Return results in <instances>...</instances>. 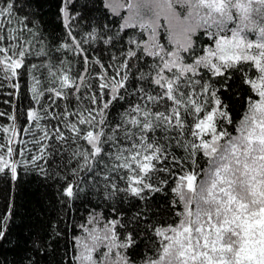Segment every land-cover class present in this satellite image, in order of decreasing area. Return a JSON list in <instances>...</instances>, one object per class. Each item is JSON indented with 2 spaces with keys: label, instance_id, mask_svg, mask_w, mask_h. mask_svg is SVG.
Instances as JSON below:
<instances>
[{
  "label": "snow or ice",
  "instance_id": "1",
  "mask_svg": "<svg viewBox=\"0 0 264 264\" xmlns=\"http://www.w3.org/2000/svg\"><path fill=\"white\" fill-rule=\"evenodd\" d=\"M253 228L264 0H0V264H241Z\"/></svg>",
  "mask_w": 264,
  "mask_h": 264
},
{
  "label": "trees",
  "instance_id": "2",
  "mask_svg": "<svg viewBox=\"0 0 264 264\" xmlns=\"http://www.w3.org/2000/svg\"><path fill=\"white\" fill-rule=\"evenodd\" d=\"M47 12V8H45ZM47 19V17H45ZM24 207L20 209V215L24 217V223H18L17 228L23 231L25 224L43 222L44 217L48 215L45 211L47 201L44 196V188L40 186L35 180L27 184L23 193ZM31 218V219H29Z\"/></svg>",
  "mask_w": 264,
  "mask_h": 264
},
{
  "label": "rangeland",
  "instance_id": "3",
  "mask_svg": "<svg viewBox=\"0 0 264 264\" xmlns=\"http://www.w3.org/2000/svg\"><path fill=\"white\" fill-rule=\"evenodd\" d=\"M256 228L250 230L248 241L241 253V264H256L260 259H264V244L256 239Z\"/></svg>",
  "mask_w": 264,
  "mask_h": 264
}]
</instances>
